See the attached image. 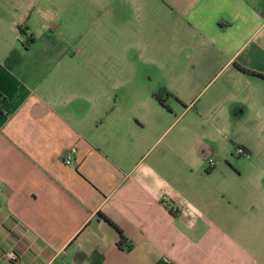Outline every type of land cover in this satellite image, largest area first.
<instances>
[{
	"label": "crops",
	"instance_id": "crops-1",
	"mask_svg": "<svg viewBox=\"0 0 264 264\" xmlns=\"http://www.w3.org/2000/svg\"><path fill=\"white\" fill-rule=\"evenodd\" d=\"M89 4L0 0V264H264V0Z\"/></svg>",
	"mask_w": 264,
	"mask_h": 264
},
{
	"label": "rangeland",
	"instance_id": "rangeland-1",
	"mask_svg": "<svg viewBox=\"0 0 264 264\" xmlns=\"http://www.w3.org/2000/svg\"><path fill=\"white\" fill-rule=\"evenodd\" d=\"M90 3L89 5H86V9L88 10L89 14L88 18H90L89 22H87L85 30L86 32L91 28L92 29V34L90 37L95 38L96 35L100 37L99 30L102 28V24L104 22V16L111 15L114 13V2L115 0H86V4ZM20 35L23 38H26L28 34L24 33ZM67 39V38H66ZM261 128V127H259ZM258 128V129H259ZM246 136V141L250 144V146H253V156L257 157H263L264 156V129L263 130H258V131H253L249 133L248 135L245 134ZM236 150V157L237 159L239 156L237 152V146L235 147ZM234 159V160H235ZM238 163L236 162L235 164H231L232 167H235L237 170L238 168ZM221 168L222 166L219 165Z\"/></svg>",
	"mask_w": 264,
	"mask_h": 264
},
{
	"label": "trees",
	"instance_id": "trees-1",
	"mask_svg": "<svg viewBox=\"0 0 264 264\" xmlns=\"http://www.w3.org/2000/svg\"><path fill=\"white\" fill-rule=\"evenodd\" d=\"M20 29V33L24 34L26 33L25 30L23 28H19ZM27 34V33H26ZM33 41V36L31 34H28V36L23 40V45L26 47L27 45H29L31 42ZM17 53H15L14 50H12L9 54V56L7 57L8 59H12L13 56H15ZM237 67L241 70L253 73V74H257L261 77H264V73L260 72V71H256L254 69H250L247 68L245 66H242L238 63H236ZM154 96L163 104H165V100L166 98L171 95V93L164 87L161 86L160 88H158L154 93ZM2 96L0 94V103H2ZM103 218L106 219L109 223H111L119 232L120 238L118 239V244L120 246H123L125 248H130L131 244L129 242H125L126 237L122 234L121 230L118 228V226L112 221L110 220L107 216L103 215ZM76 256L79 259L87 258L91 264H101L102 263V259H103V254L101 252H99L98 250L94 249L93 251L90 252V254H80L77 253Z\"/></svg>",
	"mask_w": 264,
	"mask_h": 264
},
{
	"label": "built area",
	"instance_id": "built-area-1",
	"mask_svg": "<svg viewBox=\"0 0 264 264\" xmlns=\"http://www.w3.org/2000/svg\"><path fill=\"white\" fill-rule=\"evenodd\" d=\"M77 148L75 145H71L65 152V156H64V161L65 163L69 164L73 161L74 159V154L76 152ZM237 151L238 152H241V153H244V150L242 149L241 146H237ZM212 162V161H211ZM7 256L10 258V259H15L17 257V255L15 254V252L13 251H8L6 252Z\"/></svg>",
	"mask_w": 264,
	"mask_h": 264
}]
</instances>
